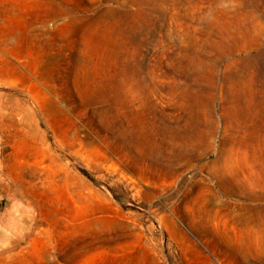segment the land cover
<instances>
[{
	"label": "rangeland",
	"instance_id": "1",
	"mask_svg": "<svg viewBox=\"0 0 264 264\" xmlns=\"http://www.w3.org/2000/svg\"><path fill=\"white\" fill-rule=\"evenodd\" d=\"M263 125L264 0H0V264H264Z\"/></svg>",
	"mask_w": 264,
	"mask_h": 264
},
{
	"label": "bare ground",
	"instance_id": "2",
	"mask_svg": "<svg viewBox=\"0 0 264 264\" xmlns=\"http://www.w3.org/2000/svg\"><path fill=\"white\" fill-rule=\"evenodd\" d=\"M263 175L264 169L262 172L257 170L255 166L252 165L248 170H241L237 173L236 177H231L228 180L230 188H238V191L240 193H243L246 197L243 203H239V205L244 206L245 210H233L235 213V219L238 222L243 223L247 227H255L261 229L263 231L262 235H264V180H262V178L264 177Z\"/></svg>",
	"mask_w": 264,
	"mask_h": 264
}]
</instances>
